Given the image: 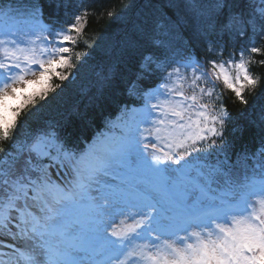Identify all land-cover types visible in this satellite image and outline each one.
Segmentation results:
<instances>
[{
    "label": "snow or ice",
    "instance_id": "snow-or-ice-1",
    "mask_svg": "<svg viewBox=\"0 0 264 264\" xmlns=\"http://www.w3.org/2000/svg\"><path fill=\"white\" fill-rule=\"evenodd\" d=\"M151 7L139 31L152 52L128 89L141 106L79 149L63 125H26L63 90L53 78L69 80L90 9L77 0L54 27L39 0H0V264H264V137L236 164L213 159L231 119L217 82L245 105L264 83L252 71L264 66V0L247 15L228 0ZM153 74L160 85L144 88Z\"/></svg>",
    "mask_w": 264,
    "mask_h": 264
},
{
    "label": "trees",
    "instance_id": "trees-1",
    "mask_svg": "<svg viewBox=\"0 0 264 264\" xmlns=\"http://www.w3.org/2000/svg\"><path fill=\"white\" fill-rule=\"evenodd\" d=\"M15 3L17 6L31 3L32 0H4V3ZM166 0H85L90 9L83 34L73 47L71 63L75 67L65 69L69 80L63 84L53 78V85H61L55 93H50L49 100L40 112L28 121L26 128L34 131L48 122L63 125L66 132L72 134L73 146L86 148L99 134L109 131L108 122L115 120L122 106H141L140 101L128 95L129 87L136 81L139 64L145 54L152 50L143 42L139 31L141 26H150L156 15L151 5H160ZM43 5V22L54 27L64 19L65 11H75L77 0H39ZM60 4L57 16L56 4ZM234 13L249 14V0H228ZM259 6L260 0H255ZM67 5V7H65ZM226 12L228 9L225 10ZM247 35L236 38V47L247 43ZM215 38L210 36L209 39ZM228 37H225L227 42ZM261 42L257 38V46ZM230 47V45H229ZM76 53L81 59H76ZM159 56L160 53H153ZM202 59L219 58L203 52L197 53ZM227 59V52L224 54ZM256 60L264 57L254 56ZM171 71V69H169ZM252 71L259 79L264 74V66L253 65ZM162 76L153 74L144 80V88H155L160 85ZM215 91L222 93V102L226 105L231 119L223 130L222 139L217 140L218 148L223 151L214 153L229 163L236 164L238 157L247 152H256L264 137V83L254 91H245L248 104H242L234 94L217 82ZM55 96V99H52ZM23 135V134H22ZM249 168L255 160L246 161Z\"/></svg>",
    "mask_w": 264,
    "mask_h": 264
},
{
    "label": "rangeland",
    "instance_id": "rangeland-1",
    "mask_svg": "<svg viewBox=\"0 0 264 264\" xmlns=\"http://www.w3.org/2000/svg\"><path fill=\"white\" fill-rule=\"evenodd\" d=\"M29 78H31V77H29ZM134 107H136V106H134ZM4 250L7 251V249H0V253H3ZM5 251H4V252H5ZM0 259L7 260L8 257H6V256H2V257H0Z\"/></svg>",
    "mask_w": 264,
    "mask_h": 264
}]
</instances>
